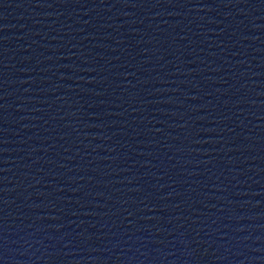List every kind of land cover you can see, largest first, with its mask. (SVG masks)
<instances>
[{
  "label": "water",
  "instance_id": "1",
  "mask_svg": "<svg viewBox=\"0 0 264 264\" xmlns=\"http://www.w3.org/2000/svg\"><path fill=\"white\" fill-rule=\"evenodd\" d=\"M0 264H264V0H0Z\"/></svg>",
  "mask_w": 264,
  "mask_h": 264
}]
</instances>
